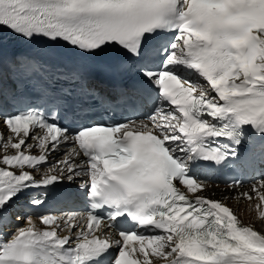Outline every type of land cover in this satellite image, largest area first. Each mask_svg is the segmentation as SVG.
Wrapping results in <instances>:
<instances>
[{
	"label": "snow or ice",
	"instance_id": "6c2138e0",
	"mask_svg": "<svg viewBox=\"0 0 264 264\" xmlns=\"http://www.w3.org/2000/svg\"><path fill=\"white\" fill-rule=\"evenodd\" d=\"M6 36L32 50L5 59ZM106 49L144 86H91ZM256 164L264 0H0V264H264V169L205 195ZM77 179L85 213L32 211Z\"/></svg>",
	"mask_w": 264,
	"mask_h": 264
},
{
	"label": "bare ground",
	"instance_id": "6f19581e",
	"mask_svg": "<svg viewBox=\"0 0 264 264\" xmlns=\"http://www.w3.org/2000/svg\"><path fill=\"white\" fill-rule=\"evenodd\" d=\"M210 186L205 190V195L209 196L212 199H222L223 197L228 196H234L236 195L235 192H232L228 190L226 187H223L222 185L218 184L216 181H213L210 177ZM81 182L80 179H77L73 185H78ZM251 183V182H250ZM250 183L245 185V188L250 187ZM228 204L232 207H236L238 202L236 200H228ZM63 212H68L64 210ZM243 219L245 222L254 223V218L252 213H247L243 216ZM256 226L259 228L261 227L259 224H256Z\"/></svg>",
	"mask_w": 264,
	"mask_h": 264
}]
</instances>
